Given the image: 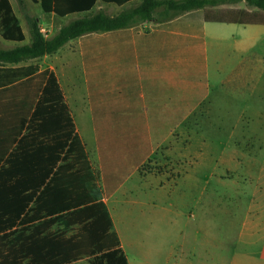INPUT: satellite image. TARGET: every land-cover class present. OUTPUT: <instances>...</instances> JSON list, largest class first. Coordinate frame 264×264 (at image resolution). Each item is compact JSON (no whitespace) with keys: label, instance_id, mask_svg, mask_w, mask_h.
<instances>
[{"label":"crops","instance_id":"0c3cea01","mask_svg":"<svg viewBox=\"0 0 264 264\" xmlns=\"http://www.w3.org/2000/svg\"><path fill=\"white\" fill-rule=\"evenodd\" d=\"M9 1L20 19L26 40L16 43L0 37V41L7 47L28 45L31 35L26 33L18 15L15 6L16 2L19 6L18 1ZM33 5L38 6L37 16L24 14V18L26 22L27 17L36 20L43 34L42 26H51L60 17L45 13L39 4ZM75 15L78 14L69 16ZM63 27L61 25L55 33ZM27 35L29 43H26ZM34 61L38 62L19 66L39 65L42 71H52L57 77L89 167L94 177L95 173L100 176V200L108 207L113 229L129 264L133 263L109 201L117 202L134 189L145 191V187L137 185L141 168L175 134L196 120L205 106L214 112L222 108L231 111L233 107L245 113L264 111V25L203 23L194 16H185L147 29L78 38L56 54ZM245 113L242 119L246 118ZM246 143L248 140L244 139L233 145L217 143L214 146L213 141L208 140L206 151L200 152L198 158L206 161L207 171L216 162L218 167L230 171L238 173L244 166L245 175L263 176V142L258 139L251 149H247ZM6 157V153H0V168ZM219 158L224 160L222 166L216 161ZM65 164L64 161L60 166ZM261 180L255 178L250 184L255 185L256 194L239 221L233 245L229 224L228 231L222 233V247L215 241L221 234L209 231L212 247L217 249L212 251L224 253L220 259L222 264H264V181ZM118 184L121 185L108 197V190H114ZM175 186L178 184L172 183L170 188ZM134 201L137 199L132 198L130 203ZM140 205L146 206L141 201ZM193 217L195 219L196 215ZM198 221H195L197 226ZM61 223L52 226L50 232L57 233L56 229L62 228L72 232L67 233V237L76 232V227L73 231ZM209 224L211 229H217L213 217H209ZM4 234L0 233V238ZM9 234L12 235L9 241L0 240V256L8 244L13 245L14 250L21 248L24 244L21 237L29 235L18 231ZM210 261V264H218L214 257Z\"/></svg>","mask_w":264,"mask_h":264},{"label":"trees","instance_id":"16d2710c","mask_svg":"<svg viewBox=\"0 0 264 264\" xmlns=\"http://www.w3.org/2000/svg\"><path fill=\"white\" fill-rule=\"evenodd\" d=\"M17 1L23 8L25 0ZM98 1L124 7L135 0H31L60 18L90 14ZM240 3L249 9L220 8ZM157 15L159 24L194 16L203 23L264 25V0H142L117 17L99 12L73 21L50 39L27 17L31 43L0 50V62L11 64L0 65V153L7 154L0 168V233H5L0 240L9 241L16 231L29 233L21 237V248L6 245L0 264H77L84 258L90 264H129L57 77L39 65L18 64L56 54L78 38L139 30ZM0 37L26 40L9 0H0ZM59 222L76 232L69 237L50 232Z\"/></svg>","mask_w":264,"mask_h":264},{"label":"rangeland","instance_id":"374dc122","mask_svg":"<svg viewBox=\"0 0 264 264\" xmlns=\"http://www.w3.org/2000/svg\"><path fill=\"white\" fill-rule=\"evenodd\" d=\"M26 1L23 8L18 6L17 2L15 6L27 29L26 33L30 34L24 16L28 14L36 17L38 6L33 5L30 0ZM141 2L142 0H135L120 8L99 1L90 14L59 18L51 26L43 25L42 28L45 29L43 34L51 36L50 39L58 33L55 32L61 25L67 26L73 21L99 12L109 17H117L130 12ZM220 8L241 9L246 6L240 3ZM159 18L157 15L152 21L140 23L139 27L147 29L159 24ZM29 42L30 37L27 35L26 43ZM25 45L27 44L7 47L0 41V50H13ZM34 60L36 59L18 65L38 62ZM0 65L11 64L0 62ZM235 108H231V111L222 108L214 112L205 106L196 120L189 122L181 132L175 134L156 156L141 168L137 185L140 188L145 187V191L139 192L138 189H134L130 191L131 193L120 197L117 202L109 201V207L122 231L126 252L133 264H210L212 257L218 264H222L220 259L224 253L212 251L217 249L212 247V238L208 237L209 231L221 234L215 241L222 247V233L228 231L229 224L230 241L233 245L239 221L245 216L256 194L255 185L250 184L255 178L260 180L263 178L264 181V175L256 176L249 173L245 175L244 166L237 173L233 169L232 172L226 167H218L215 162L207 171L206 161L198 158L200 152L206 151L208 140L213 141L215 146L217 143L233 145L238 140L245 139L248 140L247 149H251L259 139L263 142L262 149H264V111L245 113ZM244 113L249 119L241 118ZM222 153L223 151L220 150L219 154ZM216 161L219 166L224 162L222 158ZM261 163L264 165V158L261 159ZM215 169L216 171L211 175ZM96 174V184L101 187L100 176ZM172 183H177L178 186L170 188ZM162 188L167 191L160 190ZM132 198L137 199V202L130 203ZM138 199L146 206L140 205ZM209 217L215 219L216 230L208 225ZM197 219H199L198 226L195 223ZM56 231L72 233L68 230L63 231L62 228ZM227 240L225 235V241ZM77 264L90 263L84 258Z\"/></svg>","mask_w":264,"mask_h":264},{"label":"built area","instance_id":"2783aa9c","mask_svg":"<svg viewBox=\"0 0 264 264\" xmlns=\"http://www.w3.org/2000/svg\"><path fill=\"white\" fill-rule=\"evenodd\" d=\"M45 31H43V33H44Z\"/></svg>","mask_w":264,"mask_h":264}]
</instances>
